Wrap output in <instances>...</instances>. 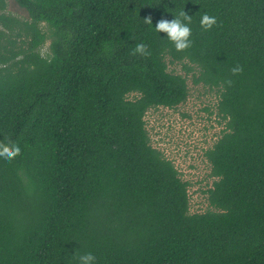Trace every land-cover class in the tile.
<instances>
[{"label": "trees", "instance_id": "trees-1", "mask_svg": "<svg viewBox=\"0 0 264 264\" xmlns=\"http://www.w3.org/2000/svg\"><path fill=\"white\" fill-rule=\"evenodd\" d=\"M16 1L32 21L0 1V144L21 148L0 160V264H264V0ZM181 10L178 50L155 26ZM168 57L220 91L216 210L190 212L151 143L148 111L189 97Z\"/></svg>", "mask_w": 264, "mask_h": 264}, {"label": "rangeland", "instance_id": "rangeland-1", "mask_svg": "<svg viewBox=\"0 0 264 264\" xmlns=\"http://www.w3.org/2000/svg\"><path fill=\"white\" fill-rule=\"evenodd\" d=\"M4 14L22 21L31 22L27 11L16 0H0ZM3 25L0 23V29ZM47 40L40 52L50 54L53 28L48 23L40 24ZM169 70L187 78L189 97L181 105L168 108L156 107L146 115L147 129L152 145L172 160L184 181L189 183L190 212L204 213L216 210L209 201V190L218 180L212 174V166L206 152L227 131V120L219 110L220 91L203 83H195L198 70L188 72L186 63L167 58ZM188 66L190 64L188 63Z\"/></svg>", "mask_w": 264, "mask_h": 264}, {"label": "clouds", "instance_id": "clouds-1", "mask_svg": "<svg viewBox=\"0 0 264 264\" xmlns=\"http://www.w3.org/2000/svg\"><path fill=\"white\" fill-rule=\"evenodd\" d=\"M180 17H183L184 20L191 19V17L181 10L173 20L168 21L162 19L155 26L156 31L167 33L168 39L175 43V47L178 50L184 49L188 46V38L191 31L188 24L182 22ZM147 22L150 24V20ZM201 23L205 26H211L215 23V18L205 14L201 17ZM138 50L143 51V46L138 45ZM20 152L21 148L18 143L0 144V160L2 161H11L17 157ZM78 264H95V256L91 252L83 253L79 255Z\"/></svg>", "mask_w": 264, "mask_h": 264}]
</instances>
